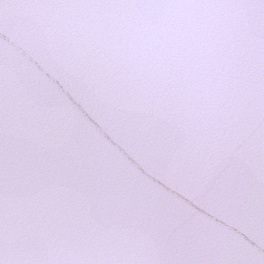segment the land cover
<instances>
[{
    "label": "snow or ice",
    "instance_id": "6c2138e0",
    "mask_svg": "<svg viewBox=\"0 0 264 264\" xmlns=\"http://www.w3.org/2000/svg\"><path fill=\"white\" fill-rule=\"evenodd\" d=\"M0 264H264V0H0Z\"/></svg>",
    "mask_w": 264,
    "mask_h": 264
}]
</instances>
